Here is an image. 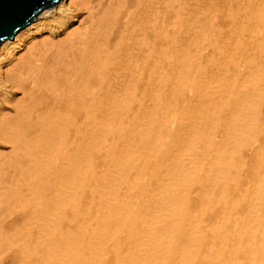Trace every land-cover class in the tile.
Here are the masks:
<instances>
[{
    "label": "bare ground",
    "instance_id": "bare-ground-1",
    "mask_svg": "<svg viewBox=\"0 0 264 264\" xmlns=\"http://www.w3.org/2000/svg\"><path fill=\"white\" fill-rule=\"evenodd\" d=\"M0 264H264V0H61L3 41Z\"/></svg>",
    "mask_w": 264,
    "mask_h": 264
},
{
    "label": "water",
    "instance_id": "water-1",
    "mask_svg": "<svg viewBox=\"0 0 264 264\" xmlns=\"http://www.w3.org/2000/svg\"><path fill=\"white\" fill-rule=\"evenodd\" d=\"M61 0H0V45Z\"/></svg>",
    "mask_w": 264,
    "mask_h": 264
},
{
    "label": "rangeland",
    "instance_id": "rangeland-1",
    "mask_svg": "<svg viewBox=\"0 0 264 264\" xmlns=\"http://www.w3.org/2000/svg\"><path fill=\"white\" fill-rule=\"evenodd\" d=\"M49 11V9L48 10H46L43 14H41L36 20L38 21L39 19L41 20V18L47 13ZM36 20L34 21V22H36ZM38 31V30H37ZM37 31H35L30 37H27L26 39H25V41L22 43V44H29V43H31V41H33L34 39H36L37 41H39V40H43L44 38H46L47 36H48V30H46V29H42V30H39L38 32ZM37 32V33H36ZM36 34V35H35ZM33 37V38H32ZM29 38V39H28ZM31 39H33V40H31ZM30 42H29V41Z\"/></svg>",
    "mask_w": 264,
    "mask_h": 264
}]
</instances>
